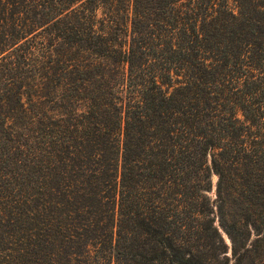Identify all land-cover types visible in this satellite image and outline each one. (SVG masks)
<instances>
[{"label":"trees","instance_id":"trees-1","mask_svg":"<svg viewBox=\"0 0 264 264\" xmlns=\"http://www.w3.org/2000/svg\"><path fill=\"white\" fill-rule=\"evenodd\" d=\"M0 264H264V0H0Z\"/></svg>","mask_w":264,"mask_h":264},{"label":"rangeland","instance_id":"rangeland-1","mask_svg":"<svg viewBox=\"0 0 264 264\" xmlns=\"http://www.w3.org/2000/svg\"><path fill=\"white\" fill-rule=\"evenodd\" d=\"M215 180H216V175L213 176V181L215 182Z\"/></svg>","mask_w":264,"mask_h":264}]
</instances>
